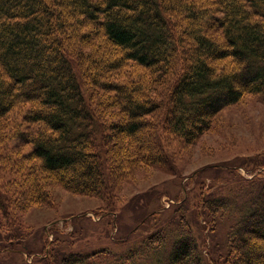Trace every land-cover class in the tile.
Wrapping results in <instances>:
<instances>
[{"label": "trees", "instance_id": "obj_1", "mask_svg": "<svg viewBox=\"0 0 264 264\" xmlns=\"http://www.w3.org/2000/svg\"><path fill=\"white\" fill-rule=\"evenodd\" d=\"M203 2L0 0V119L28 103L24 120L41 125L38 133L21 137L23 145L31 146L24 159L33 162L34 200H47L39 173L71 192L109 199L111 176L135 160L131 153L140 163L165 164L157 140L159 154L143 142L145 136L138 138L158 104L144 98L138 85L105 79L108 69L134 62L157 79L175 76L159 105L169 118L168 131L184 142L203 135L223 109L244 95L264 99V0ZM92 36H101L108 51L106 59L91 64L99 67L93 81L112 94L108 105L117 108L120 123L102 120V105L91 100L81 57L74 55L79 51L83 56L80 47ZM110 139L117 144L106 152ZM249 184L257 190L240 192L247 208L231 231L228 254L220 264H264V178ZM229 204L221 199L208 205L210 218L225 213ZM10 206L0 189V207L14 225ZM168 259V264H205L190 234L176 239ZM82 262L72 254L60 264Z\"/></svg>", "mask_w": 264, "mask_h": 264}, {"label": "rangeland", "instance_id": "obj_2", "mask_svg": "<svg viewBox=\"0 0 264 264\" xmlns=\"http://www.w3.org/2000/svg\"><path fill=\"white\" fill-rule=\"evenodd\" d=\"M203 1L208 6L217 0ZM177 20L172 17L173 23ZM80 48L83 56L79 51L74 55L81 57L91 100L102 105L105 123H120L119 111L108 105L112 94L93 81L99 67L91 64L106 59L107 44L101 36H92ZM104 74L114 83L138 85L144 98L158 104L138 138L145 136L143 142L157 154L158 141L165 164L140 163L131 153L135 160L111 176L109 199L71 192L39 173L47 200H34L33 162L24 159L31 146L23 145L21 137L30 135L28 131L38 133L41 125L24 120L30 104L19 105L0 119V189L8 194L16 221L13 225L0 207V264H60L72 254L80 255L83 264H168L172 246L183 234L194 238L205 264H220L228 254L231 231L247 208L240 192L253 194L257 188L249 182L264 178L263 97L244 95L223 109L203 135L184 142L168 131L169 118L159 105L175 76L157 79L134 62ZM115 144L110 139L105 151ZM221 199L230 200L231 207L210 218L207 206Z\"/></svg>", "mask_w": 264, "mask_h": 264}]
</instances>
